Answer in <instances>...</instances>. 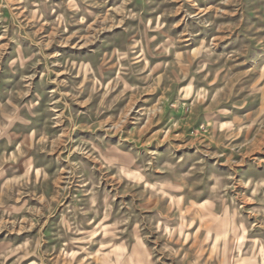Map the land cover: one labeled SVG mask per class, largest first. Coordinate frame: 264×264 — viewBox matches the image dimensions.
<instances>
[{"label":"rangeland","instance_id":"obj_1","mask_svg":"<svg viewBox=\"0 0 264 264\" xmlns=\"http://www.w3.org/2000/svg\"><path fill=\"white\" fill-rule=\"evenodd\" d=\"M0 264H264V0H0Z\"/></svg>","mask_w":264,"mask_h":264}]
</instances>
